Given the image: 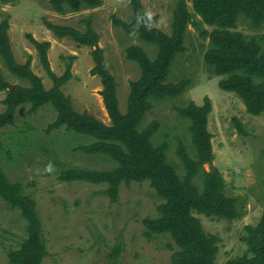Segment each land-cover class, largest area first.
I'll return each instance as SVG.
<instances>
[{
    "label": "rangeland",
    "instance_id": "obj_1",
    "mask_svg": "<svg viewBox=\"0 0 264 264\" xmlns=\"http://www.w3.org/2000/svg\"><path fill=\"white\" fill-rule=\"evenodd\" d=\"M101 1L98 7L66 14L52 10L49 0L0 3V22L9 17L7 32L15 60L22 64L30 60L31 70L41 77L46 89L52 86V80L26 34L50 42L47 56L56 75L64 73L66 61L63 57L74 55L72 78L61 87L63 94L69 96L75 111H86L109 124L100 95V77L90 72L94 66L92 48L80 46L69 37L56 38L43 24L46 19L84 31V20L90 18L91 27L99 34L97 47L103 48L107 68L117 82L119 108L125 112L129 84L141 72L136 62L125 57V49L133 44L139 45L153 59L157 48L114 25L113 15L126 22L132 19L131 0ZM140 1L149 15H157L153 26L170 35L177 0ZM187 3L192 11L190 0ZM202 26L211 30L209 26ZM237 30L247 35L264 33V28L255 31L244 22L238 24ZM206 45L207 40H202L189 24L186 49L172 64L167 82L191 79V85L178 97L156 100L144 115L140 129L153 120L159 122L152 142H167V160L183 176L184 166L177 154L178 146L184 145L192 158H195V150L188 129L189 121L180 117L175 107H184L190 100L202 105L205 97L211 100L208 129L212 134V162L224 178L225 194L236 197L246 214L231 221L203 214L195 216L206 232L220 238L216 263L225 264L228 259L246 252L247 246L241 240L244 227L256 224L264 208V112L257 116L249 114L235 93L219 87L222 77L214 75L203 60ZM0 69L5 83L26 85L9 73L1 57ZM5 96L6 91H0V114L5 109L2 103ZM56 116V110L49 103L35 112L30 111V104H22L16 108L13 124L0 128L1 167L9 180L22 183L24 192L36 202L47 250L41 264H170L172 248H176L170 236L148 238L144 234L142 220L154 217L156 206L162 202L147 181L122 183L117 200L112 202L102 192L105 184L58 180L60 171L65 168L108 169L116 163L104 155L80 150L81 145L92 142L90 137L65 128L46 132ZM240 129L244 133H240ZM202 167L210 170L208 162ZM194 183L202 189L201 174ZM25 226L26 220L19 210L8 208L0 198V264H9L7 250L16 248L26 236ZM116 245L120 250L114 257Z\"/></svg>",
    "mask_w": 264,
    "mask_h": 264
},
{
    "label": "trees",
    "instance_id": "obj_2",
    "mask_svg": "<svg viewBox=\"0 0 264 264\" xmlns=\"http://www.w3.org/2000/svg\"><path fill=\"white\" fill-rule=\"evenodd\" d=\"M15 0H0L1 4ZM51 9L59 14L79 12L95 8L101 0H49ZM177 0L173 9L172 32L166 34L153 24L157 15H149L140 0H131L132 19L129 22L113 15V23L135 39L156 46L152 59L139 45L125 49V57L140 67V76L130 82L126 111L119 108L116 94L117 82L107 68L103 48L96 47L99 34L91 27L90 18L84 20L86 29L81 31L68 25L55 24L44 20V26L56 38L69 37L78 45L91 49L94 66L92 75L100 77V95L109 118L106 124L94 115L73 109L69 96L61 87L72 78L74 55L63 57L66 61L62 75H56L48 60L49 41H39L31 34L26 38L37 50L44 70L52 80L46 89L40 76L33 73L30 60L18 63L11 49L8 35L9 17L0 22V57L8 69L26 85L15 84L8 90L0 69V91L5 90L2 100L5 106L0 114V128L12 125L16 108L30 104L35 112L45 104H51L57 112L55 120L46 132L65 128L90 137L92 142L79 148L87 154H101L116 164L108 169H84L69 167L60 171L61 182H85L105 184L102 192L116 201L122 183L147 181L162 202L156 206L157 214L142 220L144 234L151 238L169 235L176 248H172L170 264H217L219 237L204 230L195 214L216 217L228 221L240 219L246 211L238 204L236 197L224 192V178L218 171H206L202 165L213 159L212 134L208 129V115L212 110L211 100L204 98L202 105L190 100L184 107H175L180 117L189 121V132L195 150L192 158L184 145L180 144L177 154L184 166L180 176L174 164L167 160L168 144L152 142L159 129V122L151 121L140 129L144 115L151 110L156 100L175 98L191 85V79L168 83V75L174 61L185 47L188 25L191 24L202 40H207L203 60L214 75L222 77L219 87L233 92L245 104L246 111L254 116L264 112V33L244 34L237 30L240 22L257 31L264 28V0ZM195 17V18H194ZM206 25L211 30L203 27ZM241 126V124H240ZM240 133H244L240 129ZM201 174L202 189L194 183ZM0 198L10 209H17L26 220V236L16 248L7 250L9 264H41L47 255L42 238V224L36 210L34 198L24 192L22 183L12 182L1 167L0 157ZM241 240L246 244L244 254L230 258L225 264H264V208L258 222L247 224ZM116 257L120 246L113 249Z\"/></svg>",
    "mask_w": 264,
    "mask_h": 264
},
{
    "label": "water",
    "instance_id": "obj_3",
    "mask_svg": "<svg viewBox=\"0 0 264 264\" xmlns=\"http://www.w3.org/2000/svg\"><path fill=\"white\" fill-rule=\"evenodd\" d=\"M97 47V46H96ZM7 84V86H8V90H11L12 88H13V85H11V84H9V83H6ZM209 167H210V170L211 171H213V172H215L216 171V168H215V166L213 165V162H212V160L210 159L209 160Z\"/></svg>",
    "mask_w": 264,
    "mask_h": 264
}]
</instances>
